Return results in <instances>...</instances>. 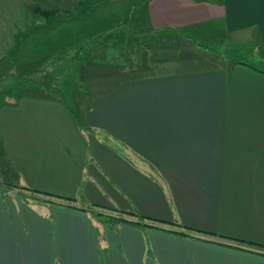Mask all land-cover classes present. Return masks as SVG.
Listing matches in <instances>:
<instances>
[{"label": "crops", "instance_id": "obj_1", "mask_svg": "<svg viewBox=\"0 0 264 264\" xmlns=\"http://www.w3.org/2000/svg\"><path fill=\"white\" fill-rule=\"evenodd\" d=\"M57 1L72 5L0 3L41 12ZM137 10L161 55L188 43L178 65L96 94L81 117L55 98L5 105L10 169L48 201L15 203L0 190V264H264L251 248L264 246V68L226 63L187 36L217 19L222 38L264 47V0H148ZM82 124L117 138L126 155ZM104 206L119 218L93 214Z\"/></svg>", "mask_w": 264, "mask_h": 264}, {"label": "rangeland", "instance_id": "obj_2", "mask_svg": "<svg viewBox=\"0 0 264 264\" xmlns=\"http://www.w3.org/2000/svg\"><path fill=\"white\" fill-rule=\"evenodd\" d=\"M146 1L148 0H70V9L58 8L60 3L57 1L58 5L54 9L44 10L45 12L29 10L28 5L15 8L16 11L12 12L1 2L0 116L5 115V105L18 104L21 98L31 95L59 100L47 91H52L49 89L52 85V88L56 86L60 92V97L63 98L60 100L75 109L81 117V111L90 105L96 94L104 93L130 76L152 75L164 68L178 65L176 62L182 58L178 55L180 50L189 49L185 40L181 48H178L180 43L172 42L166 48V56L163 53L161 55L162 50L159 51L158 48L162 40L154 45L149 44V41L140 44L134 40L159 36L158 33L147 30L149 17L145 10L136 11L133 7L136 4L144 7ZM207 21L209 28L203 30L204 33L191 31L187 34L197 49L205 47L202 50L221 57L226 63L238 60L264 68V47H259V42L253 39L232 42L231 38H222V30L217 24L219 20ZM133 30L142 34L134 33ZM162 33L161 38H172L168 33ZM114 57L118 59L115 60ZM139 59L146 62L139 64ZM110 62H117L122 66L121 69L111 72L108 67ZM98 68L104 71L95 72ZM30 78L35 80L33 84L27 82ZM82 126L88 133L96 134L110 144L111 148L126 155V148L122 147L117 138L102 129L91 128L86 124ZM13 173L0 139V190L15 203L35 200L39 195L29 191V187ZM98 208L99 212L92 209L93 214L106 223L111 221V217L119 218L117 214L121 210L118 208ZM251 248L264 253V246Z\"/></svg>", "mask_w": 264, "mask_h": 264}, {"label": "trees", "instance_id": "obj_3", "mask_svg": "<svg viewBox=\"0 0 264 264\" xmlns=\"http://www.w3.org/2000/svg\"><path fill=\"white\" fill-rule=\"evenodd\" d=\"M144 1V0H143ZM210 1H218L219 2V0H210ZM137 6H134L135 8H139V6L140 5H138V4H136ZM130 18V17H129ZM166 31H171V32H179V33H183V31H177V30H173V29H167ZM133 32L134 33H140L139 31H137V30H133ZM160 34L162 33V32H159ZM140 34H142V33H140ZM162 35V34H161ZM136 39V41H138L140 44L141 43H147V41H149V44H151V45H154V43L155 42H157V41H160V39H158V38H134V40ZM134 43V42H133ZM129 47V46H128ZM205 48V47H204ZM146 55V54H145ZM157 55V54H156ZM143 56V55H142ZM145 57V56H144ZM135 58V57H134ZM142 58V57H141ZM112 59V58H111ZM114 59L116 60V59H118V58H116V57H114ZM128 59H129V57H128ZM141 59H139V64H141V62L144 64V62H146V61H144V59H142V61H140ZM117 63V62H116ZM118 64V63H117ZM263 71V70H262ZM264 72V71H263ZM34 79L33 78H30V79H28V83H31L32 82V84L34 83ZM33 86V85H32ZM27 88H30V86H26ZM49 89H52V91L51 90H47V91H49V93H51V94H54L56 97H58L59 99L61 98V99H63L62 97H60L61 96V94H60V92H58L57 91V87L56 86H54L53 88H52V85H50L49 86ZM29 191H31L32 193H35L36 195H39V196H37V197H35V199H37V200H41V201H48L47 199H45V198H42L41 197V195H48L47 193H45V192H41V191H38V190H35V189H31V188H27ZM125 213V212H124ZM139 218H141V219H144L143 218V216H141V215H138V214H136ZM138 223H141V224H144V225H146L147 223H145V222H142V221H140V222H138ZM178 233H181V234H183V235H185V233H183V232H178ZM251 244H253V243H251ZM254 245H259V244H254ZM260 246V245H259Z\"/></svg>", "mask_w": 264, "mask_h": 264}]
</instances>
